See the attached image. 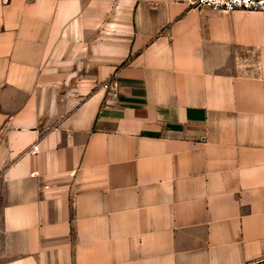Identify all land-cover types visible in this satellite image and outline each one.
<instances>
[{
    "label": "crops",
    "instance_id": "0c3cea01",
    "mask_svg": "<svg viewBox=\"0 0 264 264\" xmlns=\"http://www.w3.org/2000/svg\"><path fill=\"white\" fill-rule=\"evenodd\" d=\"M263 261L264 12L0 0V264Z\"/></svg>",
    "mask_w": 264,
    "mask_h": 264
},
{
    "label": "built area",
    "instance_id": "2783aa9c",
    "mask_svg": "<svg viewBox=\"0 0 264 264\" xmlns=\"http://www.w3.org/2000/svg\"><path fill=\"white\" fill-rule=\"evenodd\" d=\"M191 6L208 7L223 13L237 10L264 12V0H188ZM37 151V147H34Z\"/></svg>",
    "mask_w": 264,
    "mask_h": 264
},
{
    "label": "rangeland",
    "instance_id": "374dc122",
    "mask_svg": "<svg viewBox=\"0 0 264 264\" xmlns=\"http://www.w3.org/2000/svg\"><path fill=\"white\" fill-rule=\"evenodd\" d=\"M257 264H264V261L263 262H260V263H257Z\"/></svg>",
    "mask_w": 264,
    "mask_h": 264
}]
</instances>
